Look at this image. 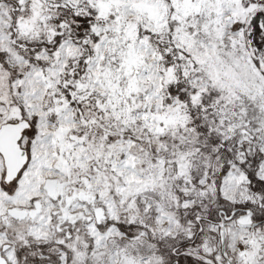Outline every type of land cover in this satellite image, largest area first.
I'll return each instance as SVG.
<instances>
[{"label": "snow or ice", "instance_id": "6c2138e0", "mask_svg": "<svg viewBox=\"0 0 264 264\" xmlns=\"http://www.w3.org/2000/svg\"><path fill=\"white\" fill-rule=\"evenodd\" d=\"M0 264H264V0H0Z\"/></svg>", "mask_w": 264, "mask_h": 264}]
</instances>
